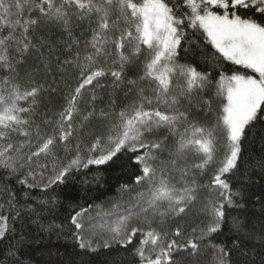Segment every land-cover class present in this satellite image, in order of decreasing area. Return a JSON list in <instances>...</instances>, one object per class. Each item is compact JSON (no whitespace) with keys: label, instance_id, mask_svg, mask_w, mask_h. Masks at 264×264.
<instances>
[{"label":"snow or ice","instance_id":"obj_1","mask_svg":"<svg viewBox=\"0 0 264 264\" xmlns=\"http://www.w3.org/2000/svg\"><path fill=\"white\" fill-rule=\"evenodd\" d=\"M73 17L95 20L97 27L90 42L95 51L85 55L84 63L79 65L80 82L64 96L58 119L43 121L53 126L51 134H46L33 119L42 87L25 88L18 83L17 66L23 63L29 49L35 47L33 33L47 23L67 25ZM186 28L192 29L193 35L200 32L203 42L219 54L213 56L214 62L222 59L252 74L235 70L226 75L222 70L215 96L206 98L203 93L212 83L210 74L176 61L177 49L187 36ZM109 43L114 45L118 57L113 62L119 70L109 68L114 85L123 83L126 65L135 66L144 57L139 79L154 84L155 101L166 107L152 106L153 99L144 95L143 87H137V80L131 79L127 83L137 88V99L122 109L115 120L103 110L97 114L93 106L75 125L74 117L81 115L80 103L86 86L94 81L95 86H102L99 78L106 72L95 57L109 55L106 50ZM0 70L7 73L0 78V169L18 179L23 174L19 183L28 188L41 186L37 181L42 180L43 170L48 169V163L41 162L42 157L51 163L52 175L43 185L47 188L65 183V177L73 171L107 164L122 149L144 150L134 163L141 171L135 184L149 186L146 206L140 205V211L130 210L112 222L87 226L84 220L89 210L77 212L71 223L77 229L80 249L95 253L114 243L127 249L139 233L141 238L133 253L138 264H173L170 255L173 249L190 248L197 252L199 239L221 231L225 203L233 206L234 195L227 178L222 177L237 169L246 129L264 120V0H178L172 4L168 0H0ZM96 99L93 92L90 102L94 105ZM21 101H26L28 107L22 106ZM214 103L218 104L216 122L209 128L198 121L194 109L210 113ZM96 115L106 121L105 131L92 135L91 141L84 145L83 130ZM161 130L166 134L159 135ZM217 130L223 134L222 158L205 187L210 191L219 189L223 199L202 204L199 210L206 213L207 222L199 237L194 236L196 229L184 234L177 227L173 235L183 237L184 243L169 240L167 232L158 231L153 225L158 222L162 227L170 215L195 208L198 186L193 179L178 190L165 177V171L178 172L184 179L189 175L190 156L191 168L205 170L215 161L220 147ZM59 149L71 154L67 163L61 162ZM165 153L167 159L162 158ZM14 207L10 198L8 210ZM3 211L0 206V240L10 231L9 217ZM133 219L146 227L131 226ZM261 240L264 241V234ZM238 245L239 241H234L232 249L218 247L215 264H233L231 253ZM15 254L12 249L8 252L13 257Z\"/></svg>","mask_w":264,"mask_h":264},{"label":"trees","instance_id":"obj_2","mask_svg":"<svg viewBox=\"0 0 264 264\" xmlns=\"http://www.w3.org/2000/svg\"><path fill=\"white\" fill-rule=\"evenodd\" d=\"M170 4L178 0H168ZM97 25L95 20L73 17L67 25L59 22L47 23L33 33L32 43L35 47L29 49L23 63L17 66L19 76L17 82L25 88L41 86L42 91L34 106L36 114L33 119L46 134H51L52 127L43 123L45 119H58V113L65 101L64 96L69 88H74L80 82L81 64L85 55H92L94 49L91 40ZM187 36L181 41L177 49L176 61L179 64H192L197 71L206 72L211 84L203 95L215 96L220 72L231 75L238 70L241 74H252L247 70L230 65L222 59L214 62L213 56H218L211 45L203 42L200 32L193 35V30L185 29ZM130 47V46H128ZM109 55L95 57L99 67L105 69L106 75L99 78L100 85L86 86L80 103L81 115L74 117V124L79 125L82 115L95 107L98 114L101 110L111 113L115 120L118 113L136 101L137 88L129 85L128 80L138 81L137 87L144 88V95L153 99L155 107L164 109L163 103L155 101L152 89L154 84L147 80H140L143 74L144 57L136 61L135 66L126 65L122 74L123 83L114 85V78L109 68L119 70L113 61L118 59L115 47L111 43L106 45ZM127 51V47H126ZM7 73L0 70V78ZM97 99L94 105L92 94ZM28 107L26 101L20 102ZM146 105V107H152ZM218 104L214 103L213 111L206 112L195 108L197 119L205 126L212 128L216 122ZM106 121L98 115L93 116L84 128L83 144L92 139V135L105 131ZM166 133L161 130L159 135ZM20 139H23L20 137ZM217 149L215 161L205 170L191 168L193 158H188L189 175L185 177L187 183L194 179L198 186V199L195 208L185 213L169 217L164 226L158 223V231L167 232V239H176L184 243L183 237H175V229L179 227L182 233H192L199 237L200 229L207 222V215L199 209L209 200H222L219 189L209 190L205 185L210 184L211 177L222 158L223 134L217 130ZM144 150L136 152L127 148L117 153L105 165H90L73 171L65 177V183L43 187L48 177L52 175L51 163L41 158V162L48 163V169L43 170L41 186L28 188L19 183L23 174L8 176L0 169V206L3 214L9 217L10 231L5 239L0 240V264H138L134 256V248L138 246L140 234L133 239L127 249L113 244L108 249L99 248L91 253L78 246L77 229L71 223L72 217L82 209L91 211L97 206H108L123 199L126 200L136 193L140 185L135 184L136 177L141 175L139 165L134 163L135 157L142 155ZM62 163H67L71 154L66 155L62 149L57 151ZM167 159V153L162 157ZM264 120H258L253 127L246 129V135L241 142V152L237 161V169L226 174L230 190L233 195V206L225 203V217L221 231L211 236L199 239L200 249L193 252L190 248L173 249L170 253L173 264H215L216 249L218 247L233 248V242L239 241L238 248L233 249L230 259L233 264H264ZM168 176L181 177L178 172L168 171ZM31 183V178L29 179ZM185 182V183H186ZM239 193V195H236ZM12 199L14 209L8 210V201ZM19 213L18 215L16 213ZM238 226V227H237ZM251 237V238H250ZM15 251V257L8 255L9 250Z\"/></svg>","mask_w":264,"mask_h":264},{"label":"rangeland","instance_id":"obj_3","mask_svg":"<svg viewBox=\"0 0 264 264\" xmlns=\"http://www.w3.org/2000/svg\"><path fill=\"white\" fill-rule=\"evenodd\" d=\"M189 158V157H188ZM191 158V156H190ZM165 177L169 179V181L179 190L182 189L183 186L187 183L186 179H181V177L173 178L168 176V171H165ZM186 182V183H185ZM149 186L146 184H141L137 189L136 193L133 194L130 198L126 200L119 201L117 203L108 205V206H97L93 208L91 211L85 214V225L90 224H98V223H108L114 221L117 216L127 214L128 211H140V205L146 206L145 200L149 198ZM144 193V195L138 196V193ZM101 213H108V215H101ZM175 215H170L169 217H173ZM158 223V222H157ZM157 223L153 225L156 228ZM159 224V223H158ZM131 226H139L141 228L146 227L144 224L138 222L133 219L131 221ZM99 242V237L94 238Z\"/></svg>","mask_w":264,"mask_h":264}]
</instances>
